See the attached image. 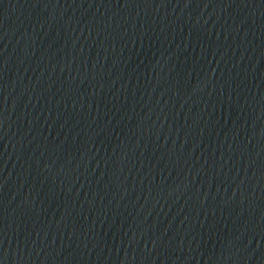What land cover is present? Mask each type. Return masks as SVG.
<instances>
[{"label":"water","instance_id":"95a60500","mask_svg":"<svg viewBox=\"0 0 264 264\" xmlns=\"http://www.w3.org/2000/svg\"><path fill=\"white\" fill-rule=\"evenodd\" d=\"M264 124V0H0V264H126Z\"/></svg>","mask_w":264,"mask_h":264}]
</instances>
